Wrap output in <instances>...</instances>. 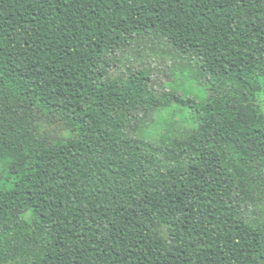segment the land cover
<instances>
[{"label":"trees","instance_id":"1","mask_svg":"<svg viewBox=\"0 0 264 264\" xmlns=\"http://www.w3.org/2000/svg\"><path fill=\"white\" fill-rule=\"evenodd\" d=\"M155 46L204 98L127 65ZM262 103L264 0H0V264H264Z\"/></svg>","mask_w":264,"mask_h":264},{"label":"rangeland","instance_id":"2","mask_svg":"<svg viewBox=\"0 0 264 264\" xmlns=\"http://www.w3.org/2000/svg\"><path fill=\"white\" fill-rule=\"evenodd\" d=\"M125 57L127 65L149 70L151 82L158 92L172 89L197 100L206 96L204 87L199 85L197 77L193 76L197 67L194 60L179 56L167 47L161 46L136 49L128 52ZM172 69L175 75L171 73ZM262 104L264 108V103ZM140 117L141 122L134 134L151 140H157L160 133L170 126L175 130H183L192 125L191 120L181 118L179 115H171L169 112L161 113L159 116L154 113H142ZM58 134L61 135L62 132L58 131Z\"/></svg>","mask_w":264,"mask_h":264}]
</instances>
